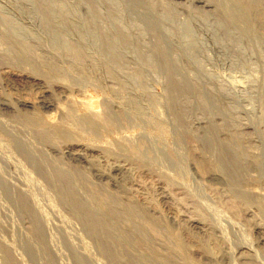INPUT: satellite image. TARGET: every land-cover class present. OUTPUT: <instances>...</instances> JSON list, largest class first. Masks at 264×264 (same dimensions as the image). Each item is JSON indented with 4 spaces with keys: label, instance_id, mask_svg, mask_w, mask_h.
<instances>
[{
    "label": "rangeland",
    "instance_id": "rangeland-1",
    "mask_svg": "<svg viewBox=\"0 0 264 264\" xmlns=\"http://www.w3.org/2000/svg\"><path fill=\"white\" fill-rule=\"evenodd\" d=\"M89 1L95 4L102 26L113 39L117 52L124 56L123 67L111 65L105 51L96 47L97 38L91 30V18L86 9ZM89 1H52L65 17L63 22L55 17L57 39L43 29L38 13L27 0H0V16L5 19L0 25V99L12 102L13 106L17 101L31 103L36 110L30 109V113L43 115L51 123L60 121L66 129L70 126L76 130L71 129L73 142L68 140L73 145L100 147L99 153L91 156L99 170L106 171L117 163L126 165L138 186L132 187L130 180H126L123 183L125 190H115L108 183L92 180V189L95 185V192H107L112 198L116 195L113 199L127 196L128 200L154 206L167 227V231L163 230L166 237L170 236V240L174 235L182 241L191 264H264V199L244 201L223 180L208 179L211 174L219 172L214 161L217 165L223 162L227 167V171L223 170L225 174L220 171L223 177L229 174L228 170L231 173L233 168L228 165L233 155L225 147L221 148L222 155L210 153L205 130L199 126V123L208 125L215 122L218 140L230 139L234 134L232 138L235 136L239 147L253 158L249 159L257 165L264 163V38L259 36L258 41L254 39L249 43L237 29H231L234 39L226 41L214 8L201 7L192 0H141L144 3H140L145 5L148 2L153 9L145 12L149 4H146L147 8L142 6L143 17L136 15L135 10L131 12V2L127 0ZM145 14L147 20L151 14L153 19L160 18L158 20L164 21L163 26L153 31L147 26ZM5 25L30 48L24 50L23 45L18 48L19 52L29 56V64L20 65L2 41ZM115 26L127 34L131 40L130 47L125 49L116 42ZM186 32L194 44L193 60L186 55L181 39ZM157 33H161L158 37L161 41L171 40V46L164 43V49L183 75L201 91L200 99H196L189 90L190 94L186 91L188 94L185 93L181 100V122L189 130L188 134L181 131L173 104L170 106L167 78L162 72H154L142 65L143 61L156 62L157 56L152 48ZM61 38L65 46L60 44ZM71 44L79 49L78 56L69 51ZM137 69L141 71L140 78L136 75ZM11 74L41 78L43 87L50 89V99L56 107L39 109L37 103L44 88L19 77L8 78ZM106 108L112 109V117L116 120L111 129L96 132L85 130L78 124L79 118L86 116L88 111L103 114L104 109V112L108 110ZM69 115H74L77 121ZM66 118L72 124L66 123ZM0 121L21 131V125L10 113L1 111ZM70 127L68 131L71 134ZM1 132L0 176L16 185L25 181L27 186L20 188H25L31 195L44 223L15 202L0 182V264H89L86 259L82 261L74 257V250L68 242L76 251L86 252L96 264H125L129 251L137 254L141 250L140 241V244L135 242L138 247H129L128 238H125L127 242L120 250V262L109 260L101 253L99 245L106 244V240L108 243L116 241L118 235L128 237L127 227L118 223L112 230L115 233L105 234V239L99 233L100 238L89 233L85 224L80 223L62 203L51 183L27 166ZM46 145L49 144L43 147L47 150L56 147ZM35 146L38 147L37 144ZM50 156L52 154L48 153L44 157L51 158L49 162L60 168L67 167L68 171L73 172V167L77 166L66 158ZM2 159L10 160L11 164L7 166ZM208 160H212L211 163ZM243 173L239 175L241 180L237 169L231 174L245 189L264 194L263 173L255 167ZM41 250L47 254L50 250L49 254L55 255L51 263L38 257L36 251L43 253Z\"/></svg>",
    "mask_w": 264,
    "mask_h": 264
},
{
    "label": "bare ground",
    "instance_id": "bare-ground-1",
    "mask_svg": "<svg viewBox=\"0 0 264 264\" xmlns=\"http://www.w3.org/2000/svg\"><path fill=\"white\" fill-rule=\"evenodd\" d=\"M27 1H28L27 2L28 5L31 4L34 7V9L36 10V12L38 13L39 18H40V23H41V26L43 27V29L48 33L49 36L51 35V36L55 37L56 36L55 33L58 32L57 31L58 25H56L55 17H58V19H61V22H63L65 20V17L63 14H61L57 10V8L55 7V3L52 2L53 0H27ZM128 1H130L131 3H129ZM140 1L141 0H127V2L130 4L129 6H131V8H132L131 12L133 10H135L136 15H140L143 17L144 12H141V10L143 9L142 6L147 8L146 4H149V3L147 2L144 5L143 3L145 0L141 1L143 3H140ZM192 1H193V3L198 4L199 6L204 7V8L205 7H213L214 8L213 11L214 12L216 11L215 15H217V17L220 20V25L224 30V31L223 30L222 31L224 33V36L226 37V41L228 39L229 40H232V38L234 39V37H231L232 36L231 29H237L240 32L239 35L242 38L244 37L245 39H247L248 42L249 41L250 42L255 41L257 39V37H259V36L261 37V39H262V37L264 38V0H192ZM92 2H93V0H92ZM88 5L89 6L86 7V9L88 8V14L91 18V25H90V26H92L91 30L93 31V33H95V35H96L95 37L97 38L96 41L94 40L96 42V44H95L96 47L98 49L99 48L103 49V52L105 51L104 53H106L105 55H107V58L109 57V62L111 63V65L112 64L114 66L121 65L123 67L125 65V63L123 62L124 56L121 53L117 52V49L114 45V42H112L113 39L111 40L108 36V33L104 30V28L102 26V18L100 17L97 10L95 9V6H94L95 4L92 5L90 2V4H88ZM147 9H148V11L145 9L146 10L145 12H151V10L153 11L150 4H149ZM129 10H130V8H129ZM147 14H150V13H147ZM147 14H145V16H144L146 18V20H147V17H146ZM151 15H148L147 26L149 25V27H151L153 31H155V29L159 30L157 28H159V26L161 28V26H163L162 22H164V21L158 20L160 18L153 19L151 17ZM1 20L5 22V19L2 16H0V25H1ZM11 23H13V22H11ZM6 25H7V23H6ZM6 25H5V27H6ZM114 30H115L114 37H115V39H117L116 42H119L123 47H125V49L130 47L131 40L128 38L127 34L125 32H123L122 29L120 30L119 27H117V26L114 27ZM180 30H181V28H180ZM160 31H161V29H160ZM159 35H158V33H157V35L155 34V38H154L155 42H154V45L152 48L153 49L152 52L157 56L156 62L151 64V63H147V62L143 61L142 65L149 67L150 69H153L152 71H154V72L155 71L162 72L165 75V77L167 78V81H168L169 86H170V92H169L170 93V95H169L170 96V102H172L170 104V106L173 104L172 105V107H174L173 111H174V113H176L175 115H176V118L178 119L177 121H180L179 126L181 128V131L188 134L189 130H187L185 124L184 125L182 124L183 121L181 122V120H183V119H181V115H182V113H181V100H182V97H184L185 93H187V92L189 93V90H191L190 93H192V95L196 99L199 98L198 96H199L201 91L199 92L196 85H194V83L192 81H190L187 78V76L185 77V75H183L184 73L181 72V70L176 66L174 61L170 58L168 52L164 49V43L167 44V46L169 47L172 44L171 40H167V41L163 42V41H161L160 38H158L161 36V35L160 36ZM60 36H58V37L60 38ZM1 37H2L1 38L2 41L6 44V46H8L9 50H11V55L14 54L15 60H17V62L20 65L30 63L29 56H27L26 53L24 54V53L19 52V49H18L20 45H23L24 50L28 49L29 47L26 44L21 43L22 40L19 39V36L16 35V33H14L10 28L6 27L5 32L2 33ZM56 38H57V36H56ZM53 39H55V38H53ZM181 39L183 40V45L185 47L186 55L193 60L195 49H194V44L191 40V36L186 32L184 37L181 36ZM258 39H257V41H258ZM62 40L63 39L61 38L60 44L65 46V42ZM69 47H70L69 51L72 52V55H74V56L79 55V52H78L79 49H77L75 45L71 44V45H69ZM118 48H119V46H118ZM68 54H70V53H68ZM101 54H102V51H101ZM109 62H108V64H109ZM140 72L137 69L136 75L139 78L141 77ZM7 77L8 78L19 77V78L24 79L25 81L29 80V82H32L35 86L43 87V85H44L42 82V79L39 78L38 76H32L31 75V76L27 77V76H22L20 74H16V75L11 74V75H8ZM41 94L42 95L39 99V102L37 103V106L40 107L39 109L51 110V109L56 107L54 101H52L50 99L51 98L50 97V95H51L50 89L44 88V92ZM68 99H66V100H68ZM211 101H212V99H211ZM70 104H72V103H70ZM172 107H171V109H172ZM34 108H35L34 105H31V103H28L25 101H17L16 104L13 106L12 102L5 100V99H0V112L2 111V112H6V113H10V114L14 115V120L19 123L18 125H21V131H19L14 126H11L7 123L0 121V130L2 131L1 133L3 135H5L6 138L9 139V141L11 142V146H13L14 149L18 152V154L23 159V161L27 164V166H29V168H31L33 171H36V173L38 172L40 174V176H43L44 179H47L51 183V185L56 190V193H58V196L61 199L62 203L66 204V206L74 214V216H76L81 221L80 223L85 224L84 227H87V230L89 233H91L93 235L95 234V235H97V237H99L97 234V233H99L100 235H103V238H104L105 234L110 235L111 232H114L112 230H114L116 228L115 226L118 225V223L127 227L128 237L118 235L116 233L118 235V237H116L117 238L116 241L111 240L110 243H108L109 240L108 241L106 240V244L99 245L101 253L103 252L102 254H105L109 258V260H111V261L112 260L113 261L118 260L120 262V259H121L120 250L124 248V245L126 246L125 242H127V241H125V238L126 239L128 238L129 247H136L137 245L135 244V242L140 241L141 244H140V242H139V244L142 248L139 247L141 250H138V251L136 249L137 254L136 253H130L132 251H129L128 255L126 254L127 256H125V257H127L126 261L124 262L125 264H191V262L189 261V259L187 257L188 255H187V252L185 251V247L182 244V241L180 242V239L177 237H174V235L172 236L173 240L170 239L171 241L169 240L170 236L166 237L167 234L165 235L163 230L167 231V227H165L166 225L161 222L162 219H160V217L158 216L159 213L154 209V206L151 207L150 205H147L145 202L128 200L127 196L126 197H119L118 196V198L116 197L117 199H113L116 196V195H114L115 193L114 194L112 193L114 195L113 198L110 196V194H106L107 192L105 194H103V193L101 194L100 187H99L100 193L99 192L97 193L94 191L95 185H94V189H92V183H93L92 180L98 181L99 183H104V182L108 183V185L112 189H115V190L116 189L117 190L124 189L123 183H125L126 180H130V184L132 187L138 186V184H136L134 181L135 179L133 180V178H131V172H130L131 170L129 171V169L126 165L117 163V164H114L111 167H109L106 171L99 170L100 168L98 169L96 164H94V162H92L91 156L93 154L99 153L100 147L97 149V148L92 147L90 145L89 146L88 145H73L71 143V142H73V141H71L72 138H74V134L72 132L76 131V130H73L69 126L70 130L71 129L73 130V131L71 130V134H70V132L68 131L69 130L68 125H70V124L66 125L68 127V129H66V127H64L63 123L60 121H58V123H56V124L54 122H52V123L50 121L48 122L46 120L47 118L42 117L43 115L40 116V115L34 114L33 112L32 113L29 112L30 109L33 110ZM175 108L177 109V112L175 111L176 110ZM106 109H108V110L106 112H104L105 111V109H104L103 114H99L100 112L99 113H93L94 111L92 113H90V111H88L87 114L89 113V115L86 114V116L81 117V119L79 118L78 124L81 127L83 126V128L85 127V130L87 128V129H90V130H93L96 132L99 129H105V128L111 129V127L114 126V122L116 120L114 121V119H113L114 116L112 117V112H111L112 109L111 108H106ZM34 110H36V109H34ZM20 112H24V113L20 114ZM71 112H70V114H71ZM60 113H62V112H60ZM28 114H30V115H28ZM65 114H66V112H65ZM69 116H72V115H69ZM69 116H67V118ZM72 117H75V116L73 115ZM60 118H61V116H60ZM67 118H66V123H68V122L71 123V121H68ZM72 119H76V117L72 118ZM77 119H76V121H77ZM62 121H65V120H62ZM76 121L74 120V123ZM66 123H64V124H66ZM214 123L211 122L208 125H203L202 123H199V126L205 130L206 138L208 141L207 143L209 144V148L211 151L210 153H212V154L216 153L218 155H222V154H220V153H222L221 148L225 147L226 150L228 149L231 152V154L233 155L232 160L231 161L229 160L230 164L228 162V164H229L228 166L230 167V169L233 168L232 172H233V170L237 169V171L239 173L238 174L239 178H240L239 175H241V173L250 169L251 167H255L260 172H262L264 175V163H261V164L258 163V165H257V163H255L254 160L252 161L253 158L251 156H249V157H251L252 159L251 158L249 159V157L247 155L248 151L246 154L245 153L246 150L244 151L243 149H241L239 147V145H238L239 143L236 142L235 136H234V138H232L234 134L231 136L230 139H227V140H218L216 138V135H217L216 133H218V132L215 133V130L217 129V128L215 129V126H217V125ZM78 124H76V125H78ZM73 127H75V126H73ZM19 128H20V126H19ZM71 136H73V137H71ZM206 138H205V140H206ZM236 138H238V136ZM32 139L35 141H32ZM68 140H70L71 142ZM34 142H35V144L38 145V147L35 146ZM46 143H48L50 146L53 145V147L54 146H56V147L51 148V147H49V145H46L49 147V149L47 150V149H45V147H43L44 144H46ZM207 146L208 145H206V147ZM133 151H135V150H133ZM47 152L49 154H52V156L54 155L55 157L54 156L53 157L55 159H56V157L66 158V159L70 160L71 162L77 164V166L73 167V169H74L73 172L68 171V169H66L67 167L66 168H64V167L60 168L59 166L54 165L55 163L53 164V163L49 162V160L51 158L46 159V157H44V156L48 155ZM137 154L138 153H136V157H137ZM227 155L229 156V154H227ZM246 155H247V157H246ZM52 156H50V157H52ZM1 158H3V157H1ZM58 158H57V160H58ZM254 159L256 160V158H254ZM2 160H3L4 164H6L7 166H9L11 164L10 160H8V159H2ZM13 160H15V159H13ZM139 160H137V161H139ZM53 161L54 160H51V162H53ZM175 161H176V159H175ZM210 161H212V160H210ZM13 164H15V163H13ZM214 164H216V165H214V166H216V168L218 167L217 169L219 172L213 173V175L211 174L210 177H208L209 180H211V181H213V180L214 181H219V180L222 181L223 180V182H225V184H227L228 186H231L230 188H233V191L234 192L236 191V193L239 195V197H241L244 201H247V202L250 201L251 202L253 200L258 201L260 199H264V194H262V193L259 194V193H257V191L255 192V190L252 191V189L251 190L245 189V186L242 185L240 183V181H238V178L236 179L235 176L233 177V175L231 174L232 172L230 173L231 170L230 171L228 170L229 174H226L225 177H223V175L225 174V172L223 170L227 171V167L225 166V164H223V162H220V164L217 165V163H215V161H214ZM209 167H211V166H209ZM215 171H217V170H215ZM220 171L221 172L223 171L224 174H221ZM242 175H244V173ZM263 178H264V176H263ZM241 179H242V177L240 178V180ZM243 179H244V177H243ZM28 181H29V179H28ZM0 182H1L2 187L5 190V192L12 199H14L15 202H19L20 206H22V208L25 209L26 212L32 213V215L35 216V218L37 217L38 220L41 221V223H44V218L41 215L42 213H40L39 210L36 208L34 201L30 197L31 195L25 191V188L24 189L20 188V187L27 186V184H25V181L24 182L20 181L19 182L20 186H19V185H16L15 183L9 181L8 179H5L2 176H0ZM29 182H31V180ZM243 182L244 181H242V183ZM108 192H110V190ZM124 192L126 193V191H124ZM122 194H123V192H122ZM122 194L120 192V195H122ZM23 212H24V210H23ZM262 229H264V228H262ZM116 232H117V230H116ZM123 234H124V232H123ZM113 237H111V238L113 239ZM114 239H115V237H114ZM68 244L72 248V250H74L73 255L75 258L82 260V261L86 259V261L89 262V264H96L95 262L92 261V259H90V257H88L86 252L84 253V252L76 251L77 249L76 250L74 249L75 247L73 244H71L70 242H68ZM33 247H34V245L32 246V248ZM241 249H243L247 252L249 251V249H247V247L246 248L242 247ZM41 251H43V253L42 252L38 253L36 251L38 257L42 260H46L47 261L46 263H48V262L51 263V261H53V259H54V258L52 259V257H54L55 255L53 256L51 253L49 254L50 250L48 251L49 255L47 254V252L45 250H41ZM124 251L125 250H123V252ZM116 262H114V263H116Z\"/></svg>",
    "mask_w": 264,
    "mask_h": 264
}]
</instances>
